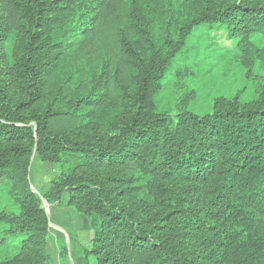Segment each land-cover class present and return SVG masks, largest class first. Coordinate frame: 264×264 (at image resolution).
Segmentation results:
<instances>
[{"label":"trees","instance_id":"1","mask_svg":"<svg viewBox=\"0 0 264 264\" xmlns=\"http://www.w3.org/2000/svg\"><path fill=\"white\" fill-rule=\"evenodd\" d=\"M186 1L0 0V264L52 262L34 152L66 166L42 198L92 218L96 264H264V87L204 116L156 102L198 27L249 41L264 0Z\"/></svg>","mask_w":264,"mask_h":264},{"label":"rangeland","instance_id":"2","mask_svg":"<svg viewBox=\"0 0 264 264\" xmlns=\"http://www.w3.org/2000/svg\"><path fill=\"white\" fill-rule=\"evenodd\" d=\"M192 7L195 10V6ZM176 10L185 16L189 11L187 1L179 0ZM263 49V33L244 41L241 35L226 26L198 27L161 82V92L156 97L158 110L172 116L182 111L204 116L213 111L220 99L239 96L243 103L251 102L264 87V57H260ZM66 169L61 164L42 163L36 156L30 170L31 186L50 218L48 252L52 256L51 264H96L95 258L88 255L94 236L92 218L68 206L67 196L61 206L42 200V194L52 187V181ZM65 205L78 212L86 222L83 236L79 235L81 240L87 241L85 244L71 240L65 230L52 221L51 207ZM0 208L18 211L13 200L7 196L0 197Z\"/></svg>","mask_w":264,"mask_h":264},{"label":"crops","instance_id":"3","mask_svg":"<svg viewBox=\"0 0 264 264\" xmlns=\"http://www.w3.org/2000/svg\"><path fill=\"white\" fill-rule=\"evenodd\" d=\"M73 211L74 210H72V208H69L67 205L62 207L53 206L50 210V215L52 216L51 219L54 223L58 224L59 227L65 230L66 236H69L71 240H76L78 244L80 242L85 244L87 241L84 239L81 240L82 238H80L79 235L83 236L87 227L86 222L82 218H80V214L78 212ZM56 247V250L59 251V247Z\"/></svg>","mask_w":264,"mask_h":264},{"label":"water","instance_id":"4","mask_svg":"<svg viewBox=\"0 0 264 264\" xmlns=\"http://www.w3.org/2000/svg\"><path fill=\"white\" fill-rule=\"evenodd\" d=\"M35 157H36V152H34V154H33V156H32V159H31V165H32V163H33ZM30 170H31V167H30ZM32 190H33V192H34L35 194H37V192L35 191V189H33V187H32ZM42 200H44V199L42 198ZM44 201H45V200H44ZM45 202H46V201H45Z\"/></svg>","mask_w":264,"mask_h":264}]
</instances>
